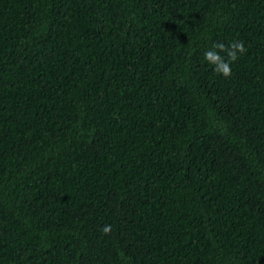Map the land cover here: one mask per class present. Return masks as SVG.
<instances>
[{"label":"trees","instance_id":"trees-1","mask_svg":"<svg viewBox=\"0 0 264 264\" xmlns=\"http://www.w3.org/2000/svg\"><path fill=\"white\" fill-rule=\"evenodd\" d=\"M0 264H264V0H0Z\"/></svg>","mask_w":264,"mask_h":264},{"label":"clouds","instance_id":"clouds-1","mask_svg":"<svg viewBox=\"0 0 264 264\" xmlns=\"http://www.w3.org/2000/svg\"><path fill=\"white\" fill-rule=\"evenodd\" d=\"M247 52L244 41H232L229 45L218 43L213 45L212 50L204 52V60L212 66L217 74L228 78L232 75L231 64L236 62L239 57ZM224 53L225 55H221ZM103 234L111 232V226L105 225L101 229Z\"/></svg>","mask_w":264,"mask_h":264}]
</instances>
